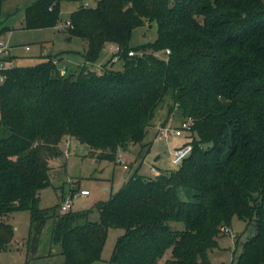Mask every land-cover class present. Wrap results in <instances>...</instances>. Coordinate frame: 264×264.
I'll use <instances>...</instances> for the list:
<instances>
[{
	"label": "trees",
	"instance_id": "trees-1",
	"mask_svg": "<svg viewBox=\"0 0 264 264\" xmlns=\"http://www.w3.org/2000/svg\"><path fill=\"white\" fill-rule=\"evenodd\" d=\"M63 1L80 2L66 30L87 42L84 63L62 73V59L48 55L8 69L0 84V252L15 234L6 216L28 210L34 248L52 218L66 264L101 260L110 227L124 232L109 264H211L208 250L237 215L257 229L238 264H264V0H35L25 27L55 26ZM147 20L157 22L156 39L132 46ZM107 43L121 46V69L112 53L92 66ZM167 99L168 115L193 121L192 152L177 167L131 174L96 203L98 221L89 209L40 206L65 136L115 161L142 141Z\"/></svg>",
	"mask_w": 264,
	"mask_h": 264
},
{
	"label": "rangeland",
	"instance_id": "rangeland-1",
	"mask_svg": "<svg viewBox=\"0 0 264 264\" xmlns=\"http://www.w3.org/2000/svg\"><path fill=\"white\" fill-rule=\"evenodd\" d=\"M35 0H3L0 10V29H5L0 37L11 45L12 54L16 55L17 65L34 64L45 56L44 49H51L62 60L59 66L75 69L79 63L84 62L79 52H84L87 42L80 37H69L66 30V21L80 2L63 1L61 3L60 18L55 26L37 29L25 27V9ZM94 3V0H89ZM158 35L157 22L147 20L144 25L132 31L130 44L137 46L144 42L153 41ZM69 51L65 57L62 55ZM106 46L100 60L109 56ZM166 56L163 51L157 53ZM53 55V54H50ZM83 64V63H82ZM122 62H115L113 67L121 69ZM169 99L162 103L154 118L152 125L141 142L133 143L128 149H119L115 161L98 159L92 154V148L86 142L74 136H65L61 146L64 153L51 161L54 168L51 172L52 184L40 191V206L53 207L57 205L58 211H63L61 205L71 199V210H90V219H100L96 203L105 200L117 192L124 181L136 171L152 175L151 166L157 164L160 171L177 167L171 161V150L181 141H188L192 131H184L183 135H172L169 139L159 136L160 125L179 126L185 120L180 112L168 115ZM183 145V144H182ZM157 160V162H156ZM127 164L126 168L124 164ZM87 188V195L80 190ZM179 194L183 199H194V192L187 187H181ZM15 227L14 239L8 249L0 252V264H66L62 254L61 245L53 243V219L49 218L43 227L37 246L34 248L30 237V212L20 210L6 216ZM175 228H184L181 221L172 223ZM257 229L254 221H247L234 215L229 226L221 228L217 237L218 244L208 250L211 264H238L243 251L244 243ZM124 232L123 228L110 227L102 250V259L91 264H109L116 240ZM171 255L168 250L166 257Z\"/></svg>",
	"mask_w": 264,
	"mask_h": 264
},
{
	"label": "built area",
	"instance_id": "built-area-1",
	"mask_svg": "<svg viewBox=\"0 0 264 264\" xmlns=\"http://www.w3.org/2000/svg\"><path fill=\"white\" fill-rule=\"evenodd\" d=\"M85 4H89L86 2ZM111 53H112V61H118L120 58V54L122 52V48L118 44L111 43ZM167 53L170 52L169 49L166 50ZM129 54H134V51H129ZM17 65L16 60L11 52V45L4 39L0 37V84L6 78V71L13 66ZM62 73L66 72V68L63 67L61 69ZM192 119L184 120L181 125L179 126H171L167 125H160L159 126V136L163 139H169L172 135L181 136L183 132L187 129H190L192 124ZM192 152V145L191 144H183L180 146L175 147L171 151V161L174 164H179L184 158H186ZM124 166L127 168L128 165L125 163ZM151 170L154 174H158L160 171L158 168L153 165L151 166ZM89 190L87 188H83L80 190V193L83 195L89 194ZM71 199H67L62 205L61 208L63 211L71 209Z\"/></svg>",
	"mask_w": 264,
	"mask_h": 264
},
{
	"label": "crops",
	"instance_id": "crops-1",
	"mask_svg": "<svg viewBox=\"0 0 264 264\" xmlns=\"http://www.w3.org/2000/svg\"><path fill=\"white\" fill-rule=\"evenodd\" d=\"M86 2L90 3L89 0H86ZM106 46H108V49L110 50V51H109V56L106 58V60H104V59L100 60V58H99L98 61H97L94 65H92L93 67L97 68V67H99L101 64H103L104 62H106V61L109 59V57H110V55H111V48H110V47H111V43H107V44L105 45V47H106ZM105 47H104V48H105ZM86 48H87V47H86ZM85 50H86V49H85ZM85 50H84V52H85ZM69 51L71 52V51H73V50H66L65 53L62 55V57H65V55H67V53H68ZM43 52H44V54H43L44 56H45V55H50V54H54V55L57 54V53H55V52L52 53L51 49H49V48L44 49ZM79 53L81 54V56H82V58H83V61H84L83 52H79ZM13 56H14L16 62H17L18 59L16 58V55L13 54ZM82 63H84V62H82ZM82 63H79V65L82 64ZM16 64H17V63H16ZM181 142H182V143H180V144L177 145V146H180V145H182V144H185L186 141L183 140V141H181ZM177 146H176V147H177ZM173 149H174V148H173ZM171 151H172V150H171ZM156 162H157V160H156ZM153 165H155V166L158 168L159 171L161 170L160 167H158L157 164H154V163H153ZM152 173H153V171H152ZM153 174H154V173H153Z\"/></svg>",
	"mask_w": 264,
	"mask_h": 264
}]
</instances>
